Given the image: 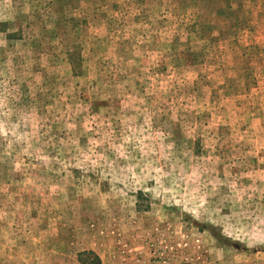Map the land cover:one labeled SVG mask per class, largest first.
Instances as JSON below:
<instances>
[{"label":"rangeland","instance_id":"rangeland-1","mask_svg":"<svg viewBox=\"0 0 264 264\" xmlns=\"http://www.w3.org/2000/svg\"><path fill=\"white\" fill-rule=\"evenodd\" d=\"M94 257L264 264V0H0V264Z\"/></svg>","mask_w":264,"mask_h":264},{"label":"trees","instance_id":"trees-1","mask_svg":"<svg viewBox=\"0 0 264 264\" xmlns=\"http://www.w3.org/2000/svg\"><path fill=\"white\" fill-rule=\"evenodd\" d=\"M89 256L91 257V256H93V255H91V253H90ZM87 259H88V258H87ZM87 259L82 260L84 264H101V263H100V260H99L98 257H94V258L91 260L90 263L87 261Z\"/></svg>","mask_w":264,"mask_h":264}]
</instances>
